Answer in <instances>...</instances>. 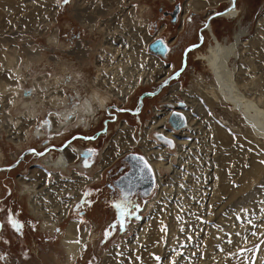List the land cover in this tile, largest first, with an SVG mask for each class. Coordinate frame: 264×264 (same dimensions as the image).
<instances>
[{
  "label": "rangeland",
  "instance_id": "rangeland-1",
  "mask_svg": "<svg viewBox=\"0 0 264 264\" xmlns=\"http://www.w3.org/2000/svg\"><path fill=\"white\" fill-rule=\"evenodd\" d=\"M187 2L184 0L182 6ZM163 3L164 0H119V5L109 8L106 6L108 2L105 4L103 0L98 4H94L91 0H69L67 4L63 0H56L55 12H46L43 21L38 22L29 17V14L34 15L33 13H28L26 16L19 13L13 17L11 23L14 29L10 31L5 27L4 35L1 34V28L8 22L0 24V41L5 40L8 46L17 48L20 65L26 60L30 64L29 67L23 68L24 83L15 98L18 101L22 98L30 99L29 95L33 93V96L39 94L49 101L51 99L49 94L54 91L53 88L60 87L62 83L60 78L63 74L76 72L81 74V80L73 81L74 87L65 85L64 90L71 103L79 99L78 104L75 106L70 104L71 107H78L80 102H82L80 106L83 105L89 101L93 90L97 89L93 83L97 75L94 61L97 60V51L100 46L106 43L102 25L108 22L116 25L117 17L123 11H128L127 18L131 25L125 28L127 24L124 25L122 22L120 27L125 28L124 32L129 29L134 33L148 35L145 29L147 21L145 5H152V14L148 19L153 21L158 14V7ZM227 4L224 1L220 5L216 4L215 7L208 5L211 8L207 6L206 11L191 8L198 10L195 11L197 16L194 17V25L198 26L199 20L205 13L219 11ZM84 7L89 8V13L81 18L79 13L84 11ZM235 8L236 18L218 17L210 24L220 43H235L238 56L231 59L230 68L240 84V90L247 97L258 101L264 109V0H236ZM184 9L186 14L191 10H187L185 6ZM142 10L145 12L143 13ZM180 25L178 28L168 27L163 37L173 41L178 36L177 29L181 33ZM196 27L193 28V32ZM149 32L153 37L156 34ZM238 32L244 33L240 39L236 38ZM112 34L111 38L117 36L126 46L129 44L127 39L118 32ZM211 39L212 35L210 38L207 34L205 43L197 50V54L195 52L191 57L189 67L182 78L169 83L168 87L163 88L148 103L147 114H143L145 109L138 121L125 113L118 114L116 121L112 122L113 125L109 124V134L99 142L98 139L87 141L82 137L79 140L73 138L74 133L88 135L94 129L100 128L99 119L102 108L90 117L91 124L85 120V125L75 127V124L74 127L66 128L61 133H54L52 125L60 119L59 112L54 113L56 109L46 106L34 120V125L26 128L41 129L43 136L35 137V133L30 136L27 134L23 136L24 142L16 145L8 138L13 137L11 134H24L20 128L23 123L24 126L29 125L24 121L26 107L20 106L17 110L9 98L11 96L3 95L0 102L2 125H0L2 153L0 167L12 165L25 150L34 148L36 145L40 148L50 141L57 144L70 141L68 144L83 150L97 144L93 148L97 147L98 154L91 161V167L85 168L82 164H78L75 169L74 166L70 168V172L75 171L77 175L82 176L79 178H85L90 183L83 188L80 198L73 202L71 208H68L67 215H60L56 207L65 206L59 202L73 200L74 195L66 193L61 196L60 194V201L51 202L54 204L53 207H48L51 203L45 198L41 200L42 202L34 199L33 206L38 210L34 214L30 207L31 198L29 199L21 191L19 179L30 175L27 171L29 172L31 168L40 170L43 167L41 160L48 155H53L55 158L57 155L54 154L60 155L68 148L77 152L72 146L62 151L48 152L44 157L34 158L29 154L25 155L12 170L0 171V264H173V262L175 264H227L228 259L236 255L244 256L243 264H264V134L255 131L248 117L251 112L236 109L233 105L219 100H215V105H210L208 98L201 94L200 90H207L211 84L212 86L214 84L213 74L203 61L198 60V53L204 55L208 51ZM142 40L146 42L145 37ZM194 40V36H191L189 41ZM183 41L186 42L188 39ZM112 42L119 44L116 39ZM145 52L149 56L143 62L150 64L152 58H158L164 64L165 71L170 70L168 76L174 71L173 68H179V51L173 52L163 62L158 56L147 52V49ZM37 58L40 60L37 61ZM163 74V72H153L150 83H145L146 78L143 77L142 84L148 85L140 86L142 89H151L168 77ZM70 77L71 74L66 75V79ZM5 78L8 79L7 76ZM84 81L85 86H83ZM178 87L183 92H190L186 95L187 100L182 94H173V89ZM36 91L40 93L36 94ZM116 102L119 103L114 99L112 103ZM133 103L132 96L126 103H119L121 106L113 105L123 108L132 106ZM155 106L156 108H153ZM71 107L65 109V112L71 111ZM175 109H183L188 112L190 119L198 122L195 125L196 128L193 126L195 132L188 133L191 132L188 123L177 130L167 123L164 126L166 131L177 137L169 138V141H172L170 145L155 139L157 133L154 128L150 129L147 140L148 143L156 142L159 149L166 146L165 154L170 156L172 167L177 171L173 168L153 166L150 162L151 155L148 157L144 148L145 136L150 124L155 118L163 117L162 113H171ZM45 121L48 123L45 124ZM211 122L214 123L215 128L222 130L224 138L221 139L213 133L214 128L211 127ZM123 125L134 128L131 134L133 144L111 165L103 166V156L110 154L109 152H116L117 146L122 143L119 134L122 132ZM130 151L139 153V156H146L160 181L149 196L138 198L135 209L123 218L125 226L121 228L118 214L109 204L114 200V196L109 193L110 189L105 184L111 183L116 177V173H119L118 167L123 165L122 156ZM80 158L82 159L80 156L77 159ZM158 159L162 163L168 162L167 158L159 157ZM254 162L263 167L260 175L251 173ZM61 171H58L60 173L55 169L49 171V178L45 180L54 194L58 193L53 188L57 181L64 179L63 182H70L69 177L72 176ZM98 174L101 176L99 179L96 178ZM29 179H31L30 176L27 177V181H30ZM216 179L219 180L217 183ZM97 187L99 190L94 191L93 197L88 198L89 191ZM80 199L82 205L77 203ZM82 209L84 212L80 215L79 211ZM48 219L53 221L55 228H51ZM71 221H76L78 224L76 242L80 243L84 238L83 248L76 257L69 256L63 243ZM13 222L19 227H15ZM113 224L115 227H112ZM144 227H146V235L155 228L166 235L162 234L163 250L149 252L148 248L154 247V244L145 239L142 242L134 240L137 231H141ZM170 232L178 235L175 236ZM253 232L256 234L252 235ZM167 237L172 239L169 240ZM170 241L171 243H168ZM228 252L230 254L227 258ZM157 257L160 259H156Z\"/></svg>",
  "mask_w": 264,
  "mask_h": 264
},
{
  "label": "bare ground",
  "instance_id": "bare-ground-1",
  "mask_svg": "<svg viewBox=\"0 0 264 264\" xmlns=\"http://www.w3.org/2000/svg\"><path fill=\"white\" fill-rule=\"evenodd\" d=\"M55 1L56 0H0V24H4L5 22H8L5 26L1 28V34L4 35L5 30L3 29L5 27L8 28L10 31L14 29V26L11 23L13 17H15L19 13L25 14L24 16H26L28 13H33L34 15L29 14V17L36 19L35 21L38 22L43 21V16L46 12H51V13L55 12L56 10ZM91 1H93L94 4H98L102 2V0H91ZM103 1L105 2V4L106 2H108V5L106 6H108L109 8L116 7L117 4L119 3V0H103ZM224 1H226L228 4L231 3V0H188V2L185 5V8L187 10L191 8H195L203 11L205 10V8H207L208 5H212L213 7H215L216 4L219 5ZM235 7H236V1H235ZM235 7L229 10H224V12L220 13L219 17H223L225 19L236 18L237 11L235 10L236 9ZM84 11H81L79 13V17L83 18L84 14L89 13V8L84 7ZM127 16H128V11H123V13L117 17L116 25L113 24L112 22H108L102 25L105 31L106 43L105 42L104 43L106 45L104 44L100 46V49L97 51V60L94 61V68L97 71V75H95L93 83L97 89L93 90L91 97L88 99L89 101H86L81 106L80 104H82V102H80L78 107H71L70 108L71 111H66V112L65 109H68L71 102L70 99L68 98L69 96L65 93L64 90L65 85L69 87H74L73 81L77 82L78 80H81L80 79L81 74L76 72H68L66 74H63L62 78H60L62 82L60 84V87L53 88L54 91L49 94V98L51 97L49 101L46 100L44 97L40 96L38 94L40 92L38 91H36L37 92L36 94L38 95L33 96L32 95L33 93H31L29 95L30 99L22 98L21 101H18V99L15 98V95H17V93L20 91V88L24 83L23 78H25V76L22 73L23 68L29 67L30 64L28 63V60H26L25 62H23V64L21 63L20 65V58L17 52V48L8 46L5 40L0 41V102H2L3 95L7 94L11 96L9 98L13 103V105L17 107L16 108L17 110L18 107L20 106L26 107V112L24 113L25 114L24 121L28 122L29 124L24 126L23 123L21 125L20 130H23L24 134H22L21 132H20L21 134L19 135L11 134L13 135V137L8 138L9 140L15 142L16 145H19L24 142L23 136H27V134L30 136L31 134L35 133V137L43 136L42 135L43 131H41V129L35 128L31 130L26 128H29L28 126L30 125L32 126V124L34 125V120L37 118L41 109L45 108L46 106H52L54 109H56L54 113L59 112L58 116L60 119L57 120L58 121L57 123H54V125H52V131L54 133L57 132L61 133L66 128H70L75 124L76 127L78 125H81V123L85 120L90 121V117L95 115L96 114L95 112H97L101 108L102 110H104V108L107 106V103L112 102L113 99H115L121 104L126 103V101H128L129 98L132 97V95L136 92V90L139 89L143 77L146 78L145 83L147 82L150 83L152 73L155 71H158L159 73L163 72L164 76H168L170 70L165 71L166 68L164 64L161 63L158 58L156 59L152 58V62L150 64L143 62V60H145L149 56V54L145 52L147 49V44H149L150 42L148 41V35L146 33L145 34L134 33L133 30L129 31V29H127V32H124L126 26L128 28V26L131 25L129 24L130 20L129 18H127ZM19 22L22 21L20 20ZM122 22H124V25L125 23L127 24L125 25V28L120 27ZM25 24H27L26 21ZM208 30L212 35L213 43L210 44L208 51L204 55L201 54L199 56V60L203 61L206 67H208V69L213 74L214 84L213 86L211 84L209 88H207V90L204 91L200 90L201 94H203L204 97L208 98L210 105H215V100H219L223 103H229L233 105L236 109H240V110L243 109L245 112L248 113L251 112L250 116L248 117L251 119L250 122L252 123L255 131L259 133L263 132L264 134V109L260 106L258 101L256 102L255 99H251L250 97H247L240 90L239 87L240 84L235 78L232 69L230 68L231 59H235L238 56L235 50L236 49L235 43L233 44L220 43L219 40L213 36V29H211V27L208 26ZM113 32H118L120 35L124 36L127 39V43H129L127 45L128 48L125 45V43L120 40L119 37L117 36L116 38L110 37L113 35L112 34ZM243 35L244 33L241 34V32H238L236 38L240 39V37H242ZM144 37L146 39V42L142 40ZM113 39L118 40L119 44H115L114 42H112ZM251 41L254 42V40ZM37 55L40 56L39 53H37ZM38 60H40V58L39 59L37 58V61ZM67 74H71L70 79H66ZM5 76H7L8 79H6ZM169 85L170 84H168V86ZM51 86H52V81H51ZM61 87L62 89H60ZM74 90H76V88ZM173 90H174L173 92L174 95L177 93L182 94L184 95V98L186 100L188 98L186 95L190 94V92L181 91L180 87ZM170 99H168V101H172ZM36 104L38 106H36ZM77 104H78V100H77ZM174 111H179L185 116L186 124L188 123V127L190 128L189 130L191 131L188 133L193 134L195 132L194 129L196 128L195 125L198 122L196 123L193 121L194 119H190V115L188 114V112L184 111L183 109L182 110L175 109ZM170 114H171L170 112L162 113L161 115H163V117L155 118V120L150 124V127L147 128L144 148L146 155L148 157L149 155H151L150 162L155 167L163 166L168 169L173 168L170 162L171 159L170 156H167L165 154L166 146L164 145L161 149H159L157 148L158 146L156 142L148 143L149 141L147 140V135L148 133H150L151 128L152 129L154 128V130L156 131L157 133L156 136L161 135L165 137V139L167 140H169V138L172 139L177 138L175 137L174 134L169 133L164 128V126L167 124V120ZM62 117L65 118L62 119ZM11 120L13 121V119ZM29 122H31V124ZM211 125H212L211 127L214 128L213 133L216 136H218L221 139L225 137L222 130L215 128L213 122H211ZM193 126H195V128ZM121 131L122 132L119 134V138H121L120 142H122L121 145L117 146L116 152L114 153L109 152L110 154H105L103 156V164H102L103 166L111 165L113 162L116 161V159L120 155L123 154L124 151H127L126 149L130 148V146L133 144L131 134L133 133L134 128H130L127 127L126 125H123ZM97 139L98 138H96V140ZM85 140L89 141L90 139H85ZM176 141L180 145V141H178V139ZM70 146H72V148H74L77 152H74L71 148H68ZM65 148H68L67 149L68 151L65 150L60 155L59 153L54 154L57 155L55 156L56 159L53 158V155L52 156L48 155L45 158H43L41 160L43 165V167H41L40 169L41 171L31 168L29 172L27 171V173L30 175H27L24 178L19 179L20 186L22 189L21 191L27 197H29V199L31 198L32 202H30V207L32 208L34 214L38 211L37 208L33 206L34 199L35 200L38 199L41 201L43 198H45L49 200L51 203L53 200L60 201L59 200L60 194L62 196L63 194L68 193L74 195L73 200H67L68 202L63 201V203H61L60 201L59 203L62 205L65 204V206L60 207L58 205V207H56V209L60 211V215L62 214L67 215L68 208H71L73 202L76 199L80 198L83 188H85L86 185L90 183L85 178H79L82 176L77 175L75 171L70 172V168L72 166L77 165V160H78L77 158H79L80 152L83 149L82 148L78 149L74 147L73 144H68V146H64V148L62 149ZM62 149L58 151H61ZM85 152H87V150H85ZM80 157H82L83 159L84 156L82 155ZM142 157L150 165V162L148 161L146 156L143 155ZM159 157L167 158L168 162L162 163V161L158 159ZM1 158H2V153L0 151V164H1ZM252 165H253L252 167L253 171L251 172L252 175H260L263 171V167L259 166L255 162L252 163ZM150 168L152 169V173L154 175V186H153L154 188L157 183L159 184L160 179H158L157 173L154 171L151 165ZM53 169L57 170V172L62 170L61 172L65 173L66 175H70V176L72 175L71 177H69L70 182H63L64 181L63 179L61 181H57V183L53 186V188H55L56 191L58 192L57 194L52 193L51 188L48 187L45 182V180L49 178L48 176L49 171H53ZM173 169L175 170V168ZM99 175L100 174L96 175V178L99 179L101 177ZM29 176L32 180L29 179L30 181H27V177ZM75 179L78 182L75 183L76 181ZM218 181L219 180L216 179L215 182L217 183ZM48 205H49L48 207H53L54 204L51 203V205L50 204ZM48 221L51 225V228L52 229L55 228V224H53V221H50L49 219ZM45 224L49 225L48 222H45ZM68 225L69 226L67 228L65 238L63 239V243L69 256L76 257L77 255H79V253L83 248L84 238L80 241V243H77L76 234H77L78 224L76 221H71ZM145 231H146V227L141 228V231L138 230L134 240L142 242V240L145 239L148 242L154 244V247L152 246L148 248L149 252H153V251L156 252L159 249L163 250L164 242H162V234L164 235V233L161 234L156 228L153 231H151L150 234L147 235L145 234ZM173 235L175 234L173 233ZM176 235L178 234L176 233ZM167 238L169 239V237ZM171 239L172 237H170L169 240ZM168 243H171V241ZM229 254H230L229 252L226 254L227 258H228L227 255ZM244 259L245 258L243 255L232 256L230 259H228L227 264H243ZM225 262L226 261H224V263Z\"/></svg>",
  "mask_w": 264,
  "mask_h": 264
},
{
  "label": "flooded vegetation",
  "instance_id": "flooded-vegetation-1",
  "mask_svg": "<svg viewBox=\"0 0 264 264\" xmlns=\"http://www.w3.org/2000/svg\"><path fill=\"white\" fill-rule=\"evenodd\" d=\"M183 1L182 0H164L163 5L158 7V9H157L158 14H157V16L154 17L153 21L152 20L149 21V19H148L152 14V12H151L152 11L151 10L152 5L151 6L145 5L147 8V10H146L147 21H146L145 29L148 33V41H150L149 44H147V52L149 51L150 53L158 56L159 58L162 59V62H163L167 58H169L173 52L179 51L178 55H179L180 65H179L178 69L173 68V70H174V71L172 70L173 72H176L177 70L181 69L183 62H185V65H184L182 71L177 75V78L175 80L171 81L170 83H172L174 81L176 82V81L180 80V78H182L183 73L189 67V62L191 60V57L195 54V52L197 54V50L200 49L201 46L205 43L206 35L209 34L210 38H211V34L208 30V26L211 27V29H212V25L210 23L214 19H217V17H212V16L214 14L222 13V11L226 10V8L228 6V4H227L226 7H223L219 11L213 10V11H209L207 14L205 13V15H203V18H201L199 20L198 26L196 27L194 25V23H195L194 19L197 16L195 11H198V10L191 9L186 14L185 9H184L185 3L182 6ZM167 6H169V7H167ZM207 8L203 11H206ZM142 12L144 13L145 11L142 10ZM212 12H214V13L212 14ZM223 19H225V18H223ZM180 23H181V25H180ZM179 25H180V32L181 33H179L178 29H177L178 36L175 37L173 41H170V40L168 41L167 39H165L163 37L165 35L164 34L165 30L168 29V27H170V28H172V27L176 28L177 27L178 28ZM195 27H196V29L193 32V28H195ZM150 28H151V30H149ZM149 31H151L152 33H156L154 35V37L150 35ZM191 36H194V39H195L194 41H189L191 39ZM213 36L218 38L214 34V32H213ZM184 39H186V40L188 39V41L184 42L183 41ZM210 43H212V39L209 41V44ZM199 55H200V53H198V60H199ZM173 72H171V74ZM142 83L143 82H141L140 85ZM85 84H86V82L84 81L83 86H85ZM145 85H148V84H142L141 86H145ZM141 86L139 87V89L136 90V92L138 90H141V91L138 93L135 92V94L132 95L134 97L133 105L132 106H124V107H129L130 110L132 112H134V113H127L126 112L125 114L133 117L137 121L139 120L140 115H142L143 111L146 109L148 103L151 102L153 100V98L155 96H157L162 91V89L160 91L157 90V84H155V86L152 87L151 89H149V88L142 89ZM140 97H142V99H141V105L139 106ZM72 98H75V97H72ZM113 101H114V99H113ZM71 104L73 106H75L77 104V100L75 101V103L72 102ZM113 104H116V103L109 102V103H107V106L108 107L114 106ZM69 106L71 107V105H69ZM153 108H156V106ZM151 109H152V107H151ZM149 111H151V110H149ZM112 113H113V111H112ZM152 113H153V110H152ZM143 114H147V109L145 110V112ZM110 119H111L110 117H107L104 114V115L100 116V119H99L100 120L99 121L100 128H97L94 132L92 131L91 133H88V135L87 134L84 135L80 132H77V135L74 133V135H75L74 137H76L79 140L80 136L84 135L85 137H93L94 138L93 141H95L96 138H98L97 141L99 142L105 135L109 134V132H110V125H113V123H111L110 125L108 124L107 134H100L99 133V131H101V129L103 128V126H102L103 122L106 120H110ZM167 123L169 124V118L167 120ZM97 133H99V134H97ZM155 139H156V137H155ZM162 142L166 143L167 145H170L169 143H167V141H162ZM64 144H65V142H62L61 144H57L53 141H50V142H47L46 144H44L45 146H42L40 148L38 145H36L34 148L27 149V150H35L36 153H40V152H43L47 149V151L49 152V151H53L52 150L53 148H51V147H57L58 148V147L64 146ZM96 145H94L93 147H95ZM93 147H91L89 149V150L93 151V155L91 156L90 159L87 160L88 164H90L91 161L93 160V158L95 156H97V154H98L97 153L98 149H96L97 147L96 148H93ZM62 150H64V149H62ZM87 153L88 152H85V151L82 152V155L84 156L83 159H85V155ZM138 154L139 153H136L133 151L125 153L124 156H122L123 165H120L118 167L119 173L118 174L116 173V177L112 180L111 183L107 182L105 184L106 187H108L110 189L109 193L110 194L112 193V195L114 196L113 197L114 200L110 201L109 204L111 205V207L114 208L113 211L117 212V214H118L117 218L118 219H120L119 212L114 207V205L122 200L123 195L126 194L129 197L128 213H130L132 209H135V205H136L138 198H144V197H142L143 196L142 194L146 191L145 187L148 184V180L150 178V173L146 169L143 172H140L139 168L136 166L137 161L133 160V157H136ZM29 156H33L34 158L38 157L37 155H34V154H29ZM130 172L132 173V176L129 175ZM96 190L98 191L99 188L97 187L95 189H91L88 193V195H89L88 198L93 197V193ZM83 197H84V195L81 197V199ZM81 199L77 203H80L82 205ZM84 203H85V201H84ZM83 212L84 211L82 209L79 211V214L82 215ZM123 218H126V216H124Z\"/></svg>",
  "mask_w": 264,
  "mask_h": 264
},
{
  "label": "water",
  "instance_id": "water-1",
  "mask_svg": "<svg viewBox=\"0 0 264 264\" xmlns=\"http://www.w3.org/2000/svg\"><path fill=\"white\" fill-rule=\"evenodd\" d=\"M236 1V0H235ZM233 8V0H231V3L228 5L227 9L226 10H229ZM220 14H214L212 17H219ZM152 47V46H151ZM185 65V62H183V65L181 67V69L177 70L176 72H174L173 74L169 75L164 81L160 82L157 84V90L160 91L161 89L165 88L168 86V84L175 80L177 78V75L182 71L183 67ZM141 99L142 97H140L139 99V106L141 105ZM113 111V113H111L110 111ZM134 113L132 112L130 109H127V108H120V107H117V106H111V107H108L106 106L104 108V111H102V115H106L107 117H110L111 119L110 120H106L103 122L102 126L103 128L101 129V131H99L100 134H106L107 132V127H108V124H111L112 122H115L116 121V118H117V114H120V113ZM174 113H180L179 111H173L170 116H169V124L174 128V129H181L183 127H185V124H186V118L185 116L180 113V115L183 117V119H179L178 117L174 116L173 114ZM97 133V134H99ZM156 139L158 141H168L167 139H165V137L161 136V135H157L156 136ZM91 141L94 140L93 137H91L90 139ZM70 142V141H69ZM68 142V143H69ZM51 148H54V150H60L62 147L60 148H57V147H51ZM86 150V149H85ZM84 150V151H85ZM46 155L47 153V149L45 151H43ZM88 152V150H87ZM36 151L34 150H26L22 153V155L10 166L8 167H0V171H9V170H12L13 168H15L23 159V157L25 155H28V154H35ZM45 155L43 156H40V155H37L38 157H44ZM80 156H82V154H80ZM136 157H142V156H139L137 155ZM145 160V159H144ZM130 176H132V173L130 172L129 174ZM153 186H154V175L151 171L150 173V178L148 180V184L146 185V191L142 194L143 196L142 197H147L150 195L152 189H153Z\"/></svg>",
  "mask_w": 264,
  "mask_h": 264
},
{
  "label": "snow or ice",
  "instance_id": "snow-or-ice-1",
  "mask_svg": "<svg viewBox=\"0 0 264 264\" xmlns=\"http://www.w3.org/2000/svg\"><path fill=\"white\" fill-rule=\"evenodd\" d=\"M63 2L65 4H67L69 2V0H63ZM235 7V0H233V8ZM174 116L178 117L179 119H183V117L180 115V113H174ZM45 124H47L48 122L45 121ZM73 139H76V137H74ZM84 139H91V137H84ZM167 143L171 144V141H167ZM34 151V150H33ZM36 155H40L43 156L45 155L44 152H40V153H35ZM93 155V151L89 150L88 153L85 155V163L87 164V160L91 158V156ZM133 160L137 161V167L139 168L140 172H143L145 169L151 173L152 169L150 168V166L148 165L147 161L144 160L143 157H133ZM128 205H129V197L125 194L123 195V198L120 202L116 203L114 205V207L118 210L119 212V217H120V227L123 228L124 225V219L123 217L128 213ZM15 227H19V225L15 224V222H13ZM112 227H115V225L113 224ZM256 233H252V235H255ZM156 259H160L159 257H157ZM173 264H175V262H173Z\"/></svg>",
  "mask_w": 264,
  "mask_h": 264
},
{
  "label": "crops",
  "instance_id": "crops-1",
  "mask_svg": "<svg viewBox=\"0 0 264 264\" xmlns=\"http://www.w3.org/2000/svg\"><path fill=\"white\" fill-rule=\"evenodd\" d=\"M81 124H86V121H83ZM89 124H91L90 121H89ZM95 130H96V129H94L93 132H94ZM83 132H85V131H83ZM86 133H87V132H86ZM89 133H90V132H89ZM55 159H56V158H55ZM82 160L84 161L85 159H81V158L78 159V160H77V165H78V164H82L85 168H89V167H91L90 164H88V163L86 164L85 161L83 162ZM84 164H85V165H84ZM76 167H77V166H74V169H75Z\"/></svg>",
  "mask_w": 264,
  "mask_h": 264
}]
</instances>
